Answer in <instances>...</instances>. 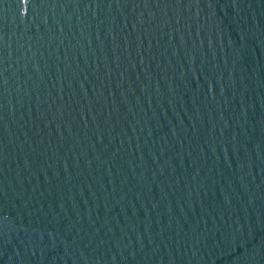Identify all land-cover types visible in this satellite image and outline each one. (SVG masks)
Listing matches in <instances>:
<instances>
[{
	"label": "water",
	"instance_id": "water-1",
	"mask_svg": "<svg viewBox=\"0 0 264 264\" xmlns=\"http://www.w3.org/2000/svg\"><path fill=\"white\" fill-rule=\"evenodd\" d=\"M0 264H264V0H0Z\"/></svg>",
	"mask_w": 264,
	"mask_h": 264
}]
</instances>
